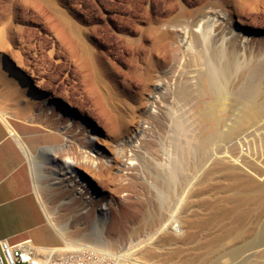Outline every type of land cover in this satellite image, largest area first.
<instances>
[{"label":"rangeland","instance_id":"rangeland-1","mask_svg":"<svg viewBox=\"0 0 264 264\" xmlns=\"http://www.w3.org/2000/svg\"><path fill=\"white\" fill-rule=\"evenodd\" d=\"M151 1L150 5L148 0H0V51H5L16 67L15 57L20 59L22 66L18 68L27 79L23 94L15 81L16 87L4 90L0 97L3 93L8 94V102L16 103V109L21 112L29 103H32V110H37L43 100L49 99L55 105L86 113L95 125L106 129L109 112L100 100L107 91L118 104L111 111L114 133L123 136L135 122L138 114L135 106L146 95L148 84L157 76L170 84L175 80L178 88L173 95L174 104L162 113L154 111V116L150 112L142 114L144 126L151 128V142L142 158L141 173L121 193L117 203L119 208L114 206L110 212L113 216L121 210L129 230L116 247L119 248L145 238L152 228L147 221L149 217L163 218L171 208L177 207L178 218L190 236L163 243L166 252L162 255L174 251L177 254L173 261L198 264L208 258L202 246L206 240L213 241L215 254L223 255L231 247L257 237L264 230V202L238 200L240 191L247 187L245 179L264 181V117L248 130V133H256L255 146L253 144L250 151L257 152L256 158L260 159H251L254 162L249 164L256 167L255 170L260 167V173H254L249 164L245 165L242 157L234 162L235 172L223 165H213L224 155L229 157V154L214 150L239 143V138L246 133L226 142L218 139L217 132L222 127L209 109L212 95L204 82L207 75L195 71L205 68V65L200 66L203 52L199 41L193 53L181 55L178 42L158 46L155 34L148 31L149 26L156 31L165 29L163 23L177 12L180 2L193 16L209 0ZM237 12L236 18L250 27L256 36H264V0H242ZM210 50L214 54L216 44H212ZM254 50L251 61L241 64L240 68L234 67V58H230L229 81L232 91L241 96L240 101H244L243 95L249 92L252 79L262 80L264 89V38L256 39ZM149 54L155 64L151 71L147 70ZM255 69L258 74L253 78L251 74ZM192 75L194 78L188 79ZM1 87L3 84L0 83ZM16 89L22 103L13 94ZM167 91L168 88L164 90ZM263 94L258 101L264 99ZM121 110L125 112V118L120 117ZM242 112V104L236 103L229 106L224 118L235 119ZM63 141L61 134V140L54 145ZM49 146L52 145L38 151L34 162L41 189L51 197L55 191L49 186ZM245 148L246 145L244 154ZM212 151L215 153L211 156ZM208 156H211L210 160L203 165ZM135 161L129 160L137 164ZM33 166L34 163V177ZM209 168L213 169L207 173ZM172 170L173 179L167 177L171 176ZM216 238H220L219 241H214ZM247 256L245 253L229 264H238ZM252 259L264 264V257Z\"/></svg>","mask_w":264,"mask_h":264},{"label":"bare ground","instance_id":"bare-ground-1","mask_svg":"<svg viewBox=\"0 0 264 264\" xmlns=\"http://www.w3.org/2000/svg\"><path fill=\"white\" fill-rule=\"evenodd\" d=\"M148 3L151 5L152 1L148 0ZM241 3L242 0L224 2L209 0L203 3V6L191 16L188 7L180 2L177 12L163 23L165 29L156 31L152 26L148 27V31L155 34L156 45L159 46L161 43L173 45L178 42V50L181 55L193 53L195 44L199 41L203 52L200 66L205 65V68L200 67L195 71L207 75L204 82L212 95L209 109L218 125L222 127L217 132L218 139L226 142L246 133L239 138V143L234 142L227 148L221 146L214 150L229 154V157L224 155L221 160H214L213 165H223L232 172L237 170L234 162L240 157H242L241 160H244L245 165L257 160V152L250 151V147L252 149L255 143L254 135L256 133L254 131V133H248V130L257 126L264 117V99L258 101V97L263 94L264 90L261 85L262 80L252 79L249 92L243 95L244 101H240L241 96L232 91L229 81L232 65L230 58H234L233 66L240 68L241 64L244 65L245 62L251 61L255 52L256 39L263 40L264 38V36H256L250 27L236 18V15L238 16L237 7ZM212 44H216L214 54L210 50ZM15 59L17 67L7 58L6 52L1 50L0 73L3 71L12 76L19 85L17 89H20L23 94L22 92L27 87V79L18 68L22 66L20 59L16 57ZM147 63V70L151 71L155 65L151 54L148 55ZM257 74L258 70L255 69L251 75L254 78ZM192 78H194L193 75L188 79ZM167 88L169 91L164 92ZM177 88L175 80L170 84L163 77L157 76L154 82L146 87V95L138 100L137 106H135V108L137 107L135 111L138 112L135 122L132 121L134 124L130 127L129 133L123 136H117L114 133L111 111L118 104L107 91H105L104 98L101 97L100 100L101 105L109 112L106 116V129L95 125L86 113H78L64 105H55L49 99L43 100L37 110H32V103H29L21 112L16 109V103L13 105L9 103L10 100L8 102L10 98L8 94L3 93L4 95L0 97V115L2 117L10 114L20 117L23 114L25 116L23 117L30 122L39 123L64 136L62 143L49 146L51 152L48 157L51 171L49 186L55 191L54 196L50 197L42 191L36 175V163L33 162L35 187L40 202L49 222L64 241V245L58 248L59 253H71L84 245L115 250L120 245L119 242H123L124 237L129 233L123 214L121 210H118L112 216L110 209L117 206L121 193L129 186V183L140 176L142 158L151 142L149 134L151 128L144 126L145 119L142 114L150 112L154 116L156 112L162 113L164 109L173 105V95ZM236 103L242 104V114L236 115L235 119L224 118L229 106H234ZM119 115L121 118L126 117L122 110ZM110 124L111 127L108 126ZM245 145L246 152L244 154L243 147ZM215 152L212 151L210 155L212 156ZM262 154L260 153V155ZM211 156L204 160L203 165L210 160ZM129 160H136L137 164L134 162L132 164ZM171 164L174 166L175 163L171 162ZM249 167L253 168V172L256 174L262 171L260 167L257 170L250 164ZM212 169L209 168L207 173ZM170 172L171 176L167 177L173 179L174 172L173 170ZM245 181L247 187L240 191L238 200L243 203H263L264 181L258 182L250 177ZM147 221L152 225V228L146 233L143 240L129 243V246L123 251L124 255L135 259H148L154 264H179V262L173 261L177 254L174 251H169L167 256L163 257L162 255L166 252L163 251V243L188 239L190 236V233L186 232L183 222L178 218L177 207L171 208L163 218L149 217ZM219 239L213 240L219 241ZM209 240H206L202 245L207 251L208 258L198 264H229V261H234L245 253H248V256L240 259L238 264H259L252 257H264V230L257 237L231 247L223 255L214 253L216 247H213V241ZM180 264L185 263L183 261Z\"/></svg>","mask_w":264,"mask_h":264},{"label":"crops","instance_id":"crops-1","mask_svg":"<svg viewBox=\"0 0 264 264\" xmlns=\"http://www.w3.org/2000/svg\"><path fill=\"white\" fill-rule=\"evenodd\" d=\"M15 81L3 72L0 93L16 87ZM16 92L13 94L18 99ZM60 140V133L39 123L0 115V239L10 244L30 239L38 250L64 245L36 193L32 172L38 151Z\"/></svg>","mask_w":264,"mask_h":264},{"label":"built area","instance_id":"built-area-1","mask_svg":"<svg viewBox=\"0 0 264 264\" xmlns=\"http://www.w3.org/2000/svg\"><path fill=\"white\" fill-rule=\"evenodd\" d=\"M129 246V245H128ZM128 246L115 250L84 245L71 253L62 254L58 248H39L30 239L10 244L0 239V264H154L148 259L125 256Z\"/></svg>","mask_w":264,"mask_h":264}]
</instances>
